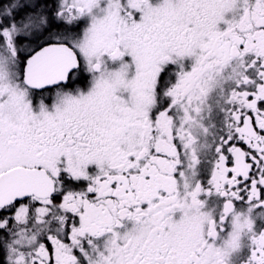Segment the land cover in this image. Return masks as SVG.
<instances>
[{
	"label": "snow or ice",
	"instance_id": "1",
	"mask_svg": "<svg viewBox=\"0 0 264 264\" xmlns=\"http://www.w3.org/2000/svg\"><path fill=\"white\" fill-rule=\"evenodd\" d=\"M0 264H264V0H0Z\"/></svg>",
	"mask_w": 264,
	"mask_h": 264
}]
</instances>
